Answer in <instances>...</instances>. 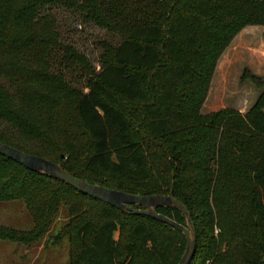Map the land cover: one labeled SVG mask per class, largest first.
I'll use <instances>...</instances> for the list:
<instances>
[{
  "label": "trees",
  "instance_id": "trees-1",
  "mask_svg": "<svg viewBox=\"0 0 264 264\" xmlns=\"http://www.w3.org/2000/svg\"><path fill=\"white\" fill-rule=\"evenodd\" d=\"M54 5L118 36L101 43L99 70L61 42ZM247 25H264V0H0V141L89 183L172 195L195 227L189 264H264V77L248 76L260 92L246 113L200 111ZM12 199L34 227L0 238L25 243L66 207L69 264H177L185 249L176 228L0 154V200ZM156 212L185 224L174 207Z\"/></svg>",
  "mask_w": 264,
  "mask_h": 264
},
{
  "label": "rangeland",
  "instance_id": "rangeland-1",
  "mask_svg": "<svg viewBox=\"0 0 264 264\" xmlns=\"http://www.w3.org/2000/svg\"><path fill=\"white\" fill-rule=\"evenodd\" d=\"M45 11L55 18L61 42L76 47L96 70L100 69L101 43H119L118 36L86 20L78 11L60 5ZM68 72L67 78L81 87L83 80L77 81V73ZM250 75L264 77V25L243 27L222 50L201 113L224 108L246 113L260 92ZM67 219V209L62 206L47 231L35 241L0 238V264H69V239L62 232ZM0 227L20 232L33 229V218L23 199L0 200Z\"/></svg>",
  "mask_w": 264,
  "mask_h": 264
},
{
  "label": "water",
  "instance_id": "water-1",
  "mask_svg": "<svg viewBox=\"0 0 264 264\" xmlns=\"http://www.w3.org/2000/svg\"><path fill=\"white\" fill-rule=\"evenodd\" d=\"M0 154L23 165L29 170L59 179L75 190L116 207L119 210H127L135 214L150 216L176 228L184 235L186 240L184 252L177 264L190 263L195 251V227L184 204L172 195H136L89 183L70 175L60 165L48 159L26 153L1 141ZM132 205H136L138 208H135ZM159 206H171L178 209L185 218V224H180L167 216L156 212V208Z\"/></svg>",
  "mask_w": 264,
  "mask_h": 264
},
{
  "label": "built area",
  "instance_id": "built-area-1",
  "mask_svg": "<svg viewBox=\"0 0 264 264\" xmlns=\"http://www.w3.org/2000/svg\"><path fill=\"white\" fill-rule=\"evenodd\" d=\"M215 232H217V230H215Z\"/></svg>",
  "mask_w": 264,
  "mask_h": 264
}]
</instances>
